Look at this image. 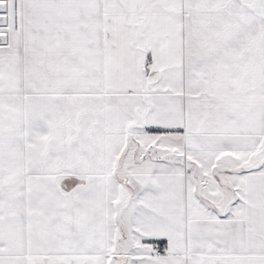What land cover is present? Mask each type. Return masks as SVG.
I'll use <instances>...</instances> for the list:
<instances>
[{"label": "snow or ice", "instance_id": "obj_1", "mask_svg": "<svg viewBox=\"0 0 264 264\" xmlns=\"http://www.w3.org/2000/svg\"><path fill=\"white\" fill-rule=\"evenodd\" d=\"M0 264H264V0H0Z\"/></svg>", "mask_w": 264, "mask_h": 264}]
</instances>
